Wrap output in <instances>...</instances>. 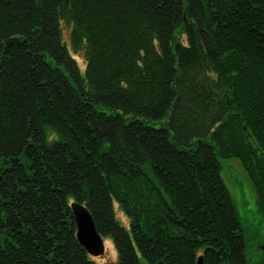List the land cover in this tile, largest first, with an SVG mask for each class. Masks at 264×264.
Masks as SVG:
<instances>
[{
    "label": "trees",
    "instance_id": "obj_1",
    "mask_svg": "<svg viewBox=\"0 0 264 264\" xmlns=\"http://www.w3.org/2000/svg\"><path fill=\"white\" fill-rule=\"evenodd\" d=\"M231 158L264 210V0H0V264H101L73 201L103 264H248Z\"/></svg>",
    "mask_w": 264,
    "mask_h": 264
},
{
    "label": "rangeland",
    "instance_id": "obj_2",
    "mask_svg": "<svg viewBox=\"0 0 264 264\" xmlns=\"http://www.w3.org/2000/svg\"><path fill=\"white\" fill-rule=\"evenodd\" d=\"M22 161L25 162L24 160ZM221 164L222 179L233 199L245 237L247 263L262 264L264 252V210L260 205L258 193L239 159H221ZM117 216L123 225H128L129 217L124 211L118 209ZM105 244L108 252L104 256L96 257L101 264L108 260L116 259V251L112 242L105 240Z\"/></svg>",
    "mask_w": 264,
    "mask_h": 264
},
{
    "label": "water",
    "instance_id": "obj_3",
    "mask_svg": "<svg viewBox=\"0 0 264 264\" xmlns=\"http://www.w3.org/2000/svg\"><path fill=\"white\" fill-rule=\"evenodd\" d=\"M70 210L76 223L78 242L93 257L105 255L108 250L105 240L98 232L93 216L85 204L75 201L70 205ZM197 264H204L203 257L198 259Z\"/></svg>",
    "mask_w": 264,
    "mask_h": 264
},
{
    "label": "bare ground",
    "instance_id": "obj_4",
    "mask_svg": "<svg viewBox=\"0 0 264 264\" xmlns=\"http://www.w3.org/2000/svg\"><path fill=\"white\" fill-rule=\"evenodd\" d=\"M226 160H228V159H226ZM73 202H75V201H73ZM73 202H72V203H73ZM72 203H71V204H72ZM71 204H70V205H71ZM70 205H69V208H70ZM85 206H86V205H85ZM86 207H87V206H86ZM70 211H71V210H70ZM71 213H72V212H71ZM72 217H73V214H72ZM73 220H74V218H73ZM74 222H75V221H74ZM75 225H76V223H75ZM76 231H77V227H76ZM107 252H108V250H107Z\"/></svg>",
    "mask_w": 264,
    "mask_h": 264
}]
</instances>
